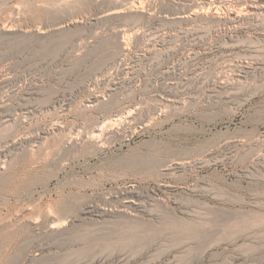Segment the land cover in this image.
I'll return each mask as SVG.
<instances>
[{
    "label": "rangeland",
    "instance_id": "obj_1",
    "mask_svg": "<svg viewBox=\"0 0 264 264\" xmlns=\"http://www.w3.org/2000/svg\"><path fill=\"white\" fill-rule=\"evenodd\" d=\"M252 1L0 0V264H264Z\"/></svg>",
    "mask_w": 264,
    "mask_h": 264
},
{
    "label": "bare ground",
    "instance_id": "obj_2",
    "mask_svg": "<svg viewBox=\"0 0 264 264\" xmlns=\"http://www.w3.org/2000/svg\"><path fill=\"white\" fill-rule=\"evenodd\" d=\"M240 1V0H239ZM231 2V1H230ZM251 2V1H250ZM208 4V3H207ZM125 5V4H124ZM259 6H261V7H263L264 6V0H253L252 1V3H247L246 5L244 4L243 6H241L239 9H237V11L236 12H231V11H229V13H230V16H231V18H233V19H236L238 16L239 17H241L240 15L241 14H246V13H254V11L256 10L255 8H257V7H259ZM115 7H116V5H115ZM119 7H120V5H119ZM200 7V6H199ZM227 8V7H226ZM113 9V8H112ZM138 9V8H137ZM201 9V8H200ZM200 9H199V11L197 10V9H195V12L194 13H196V16H197V14H199V15H201V13H203V12H201L200 11ZM217 9H220L219 8V5H217V6H214L212 9H210V15L213 17V18H216V17H218V10ZM228 9V8H227ZM235 9H236V7H235ZM123 10V9H122ZM207 10H209V9H207ZM135 11V10H134ZM185 11V10H184ZM191 11H193V10H191ZM204 11V10H203ZM206 11V10H205ZM222 11H223V9H222ZM122 12V11H121ZM136 12V11H135ZM226 12V11H225ZM116 13L118 14L119 13V11L118 10H116V8H114V10H109V11H106V12H104L103 11V13H101L100 15H98V18H106L107 16L109 17L110 15L112 16L113 14L116 16ZM138 13V12H137ZM142 13V12H141ZM184 13V12H183ZM193 13V14H194ZM121 14H123V13H121ZM134 14V13H133ZM172 14H174V13H172ZM205 13H203V15H204ZM208 15H209V13H207ZM124 15V14H123ZM187 15V14H186ZM206 15V14H205ZM226 15V14H225ZM110 16V17H111ZM114 16V17H115ZM118 16H119V14H118ZM173 16V15H172ZM207 16V15H206ZM139 17V16H138ZM138 17L136 18V19H138ZM175 17L176 18H181L182 19V17H184V16H177V15H175ZM194 17V16H193ZM221 17V16H220ZM174 18V17H173ZM209 18H211V17H209ZM136 19H134V20H136ZM185 19V18H184ZM220 19V18H219ZM208 20V19H207ZM218 20V19H217ZM216 20V21H217ZM173 21V20H172ZM187 21V20H186ZM176 22V21H175ZM6 25V24H5ZM59 25V24H58ZM1 27H3V26H1ZM55 27V26H54ZM10 28V27H9ZM9 28L7 27L6 28V26L2 29V31H4V32H11V31H13V30H9ZM61 28H62V26L60 25V26H57L56 28H55V30L56 31H62L61 30ZM38 29V28H37ZM54 30V31H55ZM1 31V32H2ZM29 31V30H28ZM38 31V30H37ZM118 31H120V30H118ZM14 32V31H13ZM12 32V33H13ZM17 32V31H16ZM15 32V33H16ZM22 32V31H21ZM33 32V31H32ZM44 32L45 31H41V32H37L38 33V35L39 34H44ZM9 33H7V34H9ZM12 33H10L11 34V36H13L12 35ZM29 33V32H28ZM34 33H35V30H34ZM119 33V32H118ZM120 33H121V31H120ZM1 34V33H0ZM9 34V35H10ZM18 34H19V32H18ZM21 34V33H20ZM19 34V35H20ZM33 34V33H32ZM36 35V34H35ZM114 35V34H113ZM118 35V38L120 37L119 35L120 34H117ZM203 35V34H202ZM6 37V36H5ZM115 37V36H114ZM117 37V36H116ZM10 38V37H9ZM118 40V39H117ZM121 41V40H120ZM120 44V43H119ZM118 48V47H117ZM113 50V49H112ZM114 52V51H113ZM115 53H117V52H115ZM119 53H121V52H119ZM107 54V53H106ZM111 54V53H110ZM118 54V53H117ZM116 55V54H115ZM112 56H113V54H112ZM115 57V56H114ZM110 58V57H109ZM110 59H113V57L112 58H110ZM104 60H106V59H104ZM108 60V59H107ZM102 62V61H101ZM104 62V61H103ZM102 62V63H103ZM106 62V61H105ZM100 63V62H99ZM105 64V63H104ZM99 65V64H98ZM98 67V66H97ZM97 70V69H96ZM235 85V84H234ZM234 88V87H233ZM169 97V96H168ZM118 118L120 117V116H117ZM121 118V117H120ZM119 118V119H120ZM110 119V120H109ZM107 121L106 120H104V122L102 123L101 121L99 122L98 121V123H101L100 125H98V127H96L95 126V131H93L92 129H90V130H92V131H89L90 132V134H91V132H93L94 134H96L95 132L97 131V134H100L101 132H103L104 131V129H109V131H106V132H109V133H115V131L112 129V126L114 125V123H113V125H111L112 124V121H115L116 123L119 121H116V120H111V118H109ZM113 119V118H112ZM114 119H116V118H114ZM122 120V119H121ZM97 122V121H96ZM115 123V124H116ZM97 124V123H96ZM95 124V125H96ZM92 125H93V123H92ZM106 126H108L107 128H106ZM93 127V126H92ZM116 130V129H115ZM100 133H99V132ZM105 132V133H106ZM117 133V132H116ZM115 133V134H116ZM120 133V132H119ZM85 134V133H84ZM90 134H89V136H90ZM102 134V133H101ZM96 136V135H95ZM99 136V135H98ZM91 138V137H90ZM93 138V137H92ZM99 138V137H98ZM89 139V138H88ZM101 139V138H100ZM38 140V139H37ZM88 141H91L92 142V139L91 140H88ZM96 141V140H95ZM72 142H74V139L73 140H70L69 141V143H72ZM105 142V141H104ZM68 143V144H69ZM99 143V142H98ZM100 143H102L101 141H100ZM99 143V144H100ZM67 144V143H66ZM96 146V145H95ZM99 148V147H98ZM66 149V148H65ZM58 150V149H57ZM67 152V151H66ZM58 153V152H57ZM64 153V152H63ZM60 154V153H59ZM62 155V154H61ZM53 158H55V157H53ZM61 159V158H60ZM57 161V160H56ZM186 163V162H185ZM3 164V163H2ZM172 165V164H171ZM5 166V165H4ZM184 166V162H180V161H178V162H174V167H183ZM128 198V197H127ZM133 199V198H132ZM125 202H127L128 204H130V205H135V206H138V203H137V201L135 202V201H133V200H129V199H127ZM121 203V202H120ZM84 207V206H83ZM82 207V208H83ZM119 209V208H118ZM123 211V210H122ZM98 212V211H97ZM103 212H108V211H106V210H104ZM119 212V211H118ZM125 212V211H124ZM114 214L116 213V212H113ZM123 213V212H122ZM122 213H120V214H122ZM126 213V212H125ZM117 214V213H116ZM131 214V213H130ZM129 214V215H130ZM133 215V214H132ZM131 216V215H130ZM51 218V217H50ZM130 219H132V218H130ZM52 220V219H51ZM49 222H51V221H49ZM56 222H57V220H56ZM57 228H59L58 226H57V224L53 221L51 224L49 223V227H48V229L49 230H51V231H53V230H57ZM62 228V227H61ZM63 229V228H62ZM64 230V229H63ZM59 231V230H58ZM66 231V230H65ZM57 233V232H56ZM103 234H104V232H103ZM78 236H79V234H78Z\"/></svg>",
    "mask_w": 264,
    "mask_h": 264
}]
</instances>
